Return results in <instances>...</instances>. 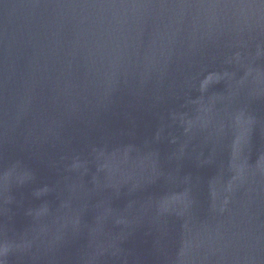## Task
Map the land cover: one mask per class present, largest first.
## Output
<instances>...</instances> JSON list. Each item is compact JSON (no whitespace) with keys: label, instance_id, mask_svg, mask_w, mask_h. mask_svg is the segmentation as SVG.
<instances>
[{"label":"water","instance_id":"water-1","mask_svg":"<svg viewBox=\"0 0 264 264\" xmlns=\"http://www.w3.org/2000/svg\"><path fill=\"white\" fill-rule=\"evenodd\" d=\"M0 264H264V0H0Z\"/></svg>","mask_w":264,"mask_h":264}]
</instances>
